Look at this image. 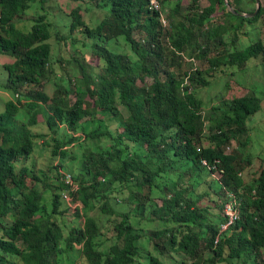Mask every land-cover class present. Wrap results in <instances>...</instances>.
I'll list each match as a JSON object with an SVG mask.
<instances>
[{
    "label": "trees",
    "instance_id": "1",
    "mask_svg": "<svg viewBox=\"0 0 264 264\" xmlns=\"http://www.w3.org/2000/svg\"><path fill=\"white\" fill-rule=\"evenodd\" d=\"M46 1L0 0V53L14 57L4 66L3 87L17 95L0 113V264H60L73 251L81 255L79 264H169L163 258L179 264H264V166L251 176L253 156L246 153L247 121L261 100L252 90L223 93L206 108L196 95L223 68L264 61L262 40L243 49L234 43L237 31L254 24L264 7L249 17L241 15L249 12L240 0H207L203 7L193 0L192 12L178 18L176 2L163 26L147 0H95L108 7V15L90 26L75 6L66 13L68 34L78 31L89 40L82 45L97 63L70 54L67 62L77 69L72 75L61 56H52V24L45 13L32 16L27 31L15 24L36 2L44 10ZM167 1L160 0L163 14ZM215 18L227 23L215 25ZM228 31L232 50L223 37ZM183 55L202 64L180 76ZM49 80L51 95L43 90ZM21 110L25 121L16 118ZM39 126L46 131L34 130ZM47 135L51 157L65 158L68 145L90 141L76 176L70 173L74 188L60 179L62 163L36 168V139L46 146ZM229 200L236 201L239 218L215 242ZM71 203H77L76 220L64 234L63 215ZM110 227L113 241L103 247Z\"/></svg>",
    "mask_w": 264,
    "mask_h": 264
},
{
    "label": "rangeland",
    "instance_id": "2",
    "mask_svg": "<svg viewBox=\"0 0 264 264\" xmlns=\"http://www.w3.org/2000/svg\"><path fill=\"white\" fill-rule=\"evenodd\" d=\"M100 1V0H98ZM193 0H168L165 4L164 9V18L166 19V25L168 24L167 20V13L170 9H172L176 2H180V9L178 11L179 16L178 18H182L184 15H189L191 10V3ZM241 4L239 7L246 12L253 13L258 6L255 0H240ZM199 7H203L208 4L207 0H198L195 2ZM258 4L264 7V0H259ZM81 6L83 19L86 23L90 26H95L101 19H103L106 15H108V7L103 6L102 4L98 7L95 5V0H47L44 3V10L40 7V3H34L31 8H29L21 18L15 23L16 26L24 31L30 29L31 25L33 24L32 16H36L37 14H46L47 21L51 22L52 26L49 28L50 31L53 33V37L49 40L52 45V56H61L64 61V67L66 71L68 70L70 74H77V69L74 62L68 63L69 55L79 56L81 62H87L90 64H96L97 58L89 53L87 47L82 45V42H89V40L84 39L81 37V34L78 31H75L73 35L68 34V27L70 23V18L66 16L72 8L75 6ZM231 8V7H230ZM229 9V6L227 7ZM163 13V12H162ZM166 14V15H165ZM258 14L255 13L254 15ZM253 15V16H254ZM219 22H225L222 18H215L213 20V24H217ZM165 25V26H166ZM58 33L61 36H64V40H57L55 33ZM245 32V33H244ZM237 36L234 41L235 46L238 49H243L251 42H254L258 39L262 40L264 43V8L262 9V14L258 18V20L252 25H244L241 30L237 31ZM233 33L231 31L226 32L223 37L224 41L226 42L227 48L229 50L233 49V46L230 44V39ZM71 38H70V37ZM138 37V35H135ZM77 39V42L72 41L73 39ZM72 39V40H71ZM107 47H112V43L107 44ZM217 49H222V46L218 45ZM83 57V58H82ZM14 57L9 54L0 53V113L5 109V102L8 99H14L15 93L12 90H8L3 87L4 83L7 80L8 72L5 69V65L7 63L13 62ZM202 64V61L198 60L197 58H191L187 55H183L181 60V68L176 69L177 73L181 74L183 71L192 70ZM223 72H217L213 77L210 78V83L207 86H201L196 89V95L200 97L203 102L204 106L208 108L211 104H214L215 101L218 99L220 95L226 93V95H234V96H241L246 94L249 91H253L261 100V109L257 111L255 114L250 116L247 123L249 126V135H250V144L247 147L246 153L251 154L253 156L252 159V166L250 168L249 174L255 175L256 172L259 170L260 166H264V61L261 58L257 59H250L246 66L242 67L241 70L231 67L223 68ZM147 83L151 82V79H146ZM227 84V88L225 86ZM43 90L51 95L54 90V84L52 80L46 81L43 84ZM19 93V92H18ZM71 100L74 99L73 95H70ZM120 109L123 114H126V110L124 107L120 106ZM17 119L20 121H25L27 119V114L24 110H21L17 114ZM39 120H42L41 116H38ZM91 127V125H90ZM34 130L39 132H45L46 129L42 126L35 127ZM62 130V129H61ZM62 131H59L61 134ZM58 135V134H57ZM76 136H81V131L78 130L74 133ZM46 141L47 145L43 146L41 139L37 138L35 143L34 152L32 153L33 158L36 159V168L41 167L46 169L47 166L50 164L58 165L59 163L63 164V169L61 170L62 173H71L73 176H76V169L79 166L78 158L80 157L81 152L85 147L91 145L90 141H75L73 144L68 145L67 148V156L65 158L51 157L50 146L53 143L51 140V136L47 135L43 137ZM75 156V159H70V156ZM31 156V158H32ZM71 169V170H69ZM75 169V170H74ZM73 170V171H72ZM252 176V175H251ZM62 179V177H60ZM75 184L74 181H72ZM67 195L68 192L64 191ZM45 203L50 207V193L45 192ZM67 199V198H66ZM69 199V196H68ZM67 199V200H68ZM77 203L72 204L71 208L68 209L64 215V234L67 233L70 224L76 220L74 211L72 208L76 206ZM93 214L97 212L93 211ZM103 219L105 217L102 215ZM134 221H137V218H134ZM78 224H82V220H77ZM154 223L147 224L145 226V231L152 228ZM113 230L109 229L107 231L104 238L103 247L108 246L113 241ZM141 242L144 244L146 248L150 251L154 252L152 249V244L147 242L145 237L141 238ZM143 255H145V249H141ZM155 253V252H154ZM60 264H79L81 261V255L78 251L69 252L64 254L61 258ZM163 260L169 264H179V260L173 261L171 258H166Z\"/></svg>",
    "mask_w": 264,
    "mask_h": 264
},
{
    "label": "built area",
    "instance_id": "3",
    "mask_svg": "<svg viewBox=\"0 0 264 264\" xmlns=\"http://www.w3.org/2000/svg\"><path fill=\"white\" fill-rule=\"evenodd\" d=\"M147 6L148 9L159 12V19L163 26L166 25V19L164 18V15L161 10V3L160 0H147ZM193 59V58H192ZM187 80L184 82L186 83ZM17 95H15L16 97ZM202 165H206L205 160H201ZM62 180L66 183L71 185V187L74 188L72 175L70 173H64V176H62ZM72 188V189H73ZM64 197L68 199V194L66 195L64 193ZM223 214H224V221L220 222L218 225V233L215 238V242L218 241L219 237L238 220L239 218V212L237 208V203L234 200H229L224 203L223 206Z\"/></svg>",
    "mask_w": 264,
    "mask_h": 264
},
{
    "label": "water",
    "instance_id": "4",
    "mask_svg": "<svg viewBox=\"0 0 264 264\" xmlns=\"http://www.w3.org/2000/svg\"><path fill=\"white\" fill-rule=\"evenodd\" d=\"M255 1H256V4L258 5V6L256 7L255 12H253V13H241V15L251 17V16H253L255 13H257V11H258L259 8H260V5L258 4L259 0H255ZM231 10H234V9L231 7Z\"/></svg>",
    "mask_w": 264,
    "mask_h": 264
}]
</instances>
